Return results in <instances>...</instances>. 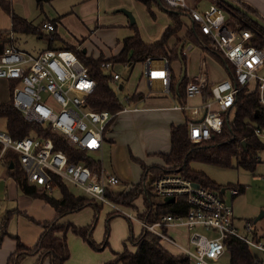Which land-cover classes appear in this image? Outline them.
<instances>
[{
	"label": "built area",
	"instance_id": "built-area-1",
	"mask_svg": "<svg viewBox=\"0 0 264 264\" xmlns=\"http://www.w3.org/2000/svg\"><path fill=\"white\" fill-rule=\"evenodd\" d=\"M163 1L171 8L182 10L188 23L204 34L209 47L222 55L232 67L229 74L225 66L218 62L224 75L211 78V66L210 63L207 65L206 55L203 54L200 72L187 76L184 97L181 98L170 92L171 73L166 59L156 58L160 59L156 61L146 58L142 61V75L148 86H152L153 80H158V88L174 101L171 107L187 114L189 138L200 142L209 139L212 131L219 132L224 112L231 109L237 92L244 86L249 87L251 80H254L258 102L264 108V47L252 41L259 34L257 29L218 0H212L203 11L195 5V0ZM225 10L233 12L246 26L236 28L233 20L226 17ZM42 29L50 34L54 32L55 25L44 21ZM2 34L0 31V38ZM7 37L9 42L0 49V80L6 83L12 105L26 121L44 124L61 134L68 144L98 155L99 168L90 169L82 162H71L63 150L55 148L52 137L38 135L13 138L5 124L4 128H0V160L7 150L15 151L28 182L50 189L54 180L68 191L69 185L74 186L81 192H71L74 196L108 204L111 211L136 221L141 226L140 231L153 233L162 245L173 247L176 252L185 255L188 264H215L225 252L224 238L228 235L264 253V233L252 232L248 223L246 229L250 233L241 234L233 225L232 206L223 198L226 189L220 194L179 174H161L151 184L156 201H165L166 196H173V201L182 197L186 208L183 212L161 214L154 220L147 219L146 214L144 218L140 217L139 210H135L136 214H130L125 209L129 207H122L109 199L107 188L118 185L120 178L102 165L107 127L120 112L142 109L140 104L143 98L129 102L130 94H127L121 101L122 108L117 112L92 109L87 104V97L94 91L96 81L72 50L45 48L33 54L13 43V31L7 32ZM191 47L188 44L186 49H182L183 54L187 55L186 51ZM117 64L128 65L112 62L110 57L100 60L104 74L111 77L117 89H123L117 83L121 77V73L115 69ZM10 83L14 84L11 91ZM206 85L210 86L211 96L205 100L203 88ZM195 98L199 100L196 102ZM254 134L264 145V126H256ZM254 158L263 162L261 153ZM228 191L230 195H235L239 188L231 187ZM136 206L139 205L136 203ZM259 261L264 264L261 259Z\"/></svg>",
	"mask_w": 264,
	"mask_h": 264
},
{
	"label": "trees",
	"instance_id": "trees-1",
	"mask_svg": "<svg viewBox=\"0 0 264 264\" xmlns=\"http://www.w3.org/2000/svg\"><path fill=\"white\" fill-rule=\"evenodd\" d=\"M51 1L35 0L36 5L41 9L44 3ZM140 1L145 3L148 8H150L153 2L159 4L167 11L169 23L160 39L154 42L144 41L135 22L129 23L133 32L122 38L119 51L110 58L112 62L126 63L130 66L146 58H163L170 64L172 60L178 58V44H184L189 41L200 46L202 50L209 51L218 62L225 66L227 72L231 74L232 67L229 62L209 47L204 34L200 33L195 26L188 24L182 10L173 11L174 8L169 7L163 0H160V2H157V0ZM0 6L9 14L12 25L11 31L13 32L37 33V35L43 36L45 33L42 29V23L50 21L55 25L60 19V16L54 19L44 17L39 23L34 24L31 20L14 12L11 0H0ZM241 17L245 18V16ZM245 20L249 21L247 18ZM239 23L240 28L246 26L240 20ZM250 23L259 32L252 39L253 43L264 47V30L255 23ZM181 30H183V34L180 37L177 36L178 38L175 43L170 46L168 42L169 38L175 36L177 33L179 34ZM2 35L0 38V49L9 42L7 32H3ZM45 35L47 37L46 48L72 50L82 63L87 66L91 77L95 79L96 87L87 97L89 107L109 112H117L122 108L123 103L117 97V90L112 86L111 77L105 75L100 66V60L102 59L100 55L95 57L89 54L87 48L80 46V43L74 44L64 41L55 31ZM57 41H60V43L55 44ZM83 48H85V51H83ZM182 59L185 64L184 57ZM170 76V92L183 98L187 74L181 80L178 88H176L177 77L173 73ZM13 85V83H10L9 91L12 90L11 87ZM210 96V86L206 85L203 88V99L206 100ZM141 97H143L142 93L131 94L128 96V101L134 102ZM231 112L233 114L232 118L230 117ZM0 118L5 120L6 130L13 138L38 135L52 137L55 141V148L63 150L71 162H82L90 169L99 168L98 160L91 153L68 144L61 134L50 130L44 124L26 121L20 111L12 105L10 98L7 101H0ZM256 126H264V108L258 102L257 91L255 89L250 90L249 87L244 86L237 92L231 109L224 112L223 124L219 132L212 131L209 139L194 142L188 136L186 123L171 124L169 129L170 149L167 152L159 153L164 164L147 165L143 161L138 160L142 168L140 179L129 188L118 192L107 188L106 195L115 203L131 208L135 207L134 202L140 197L146 205V209L142 213H139V216L144 218L146 214L149 220H154L164 213L183 212L186 205L184 207L182 197L178 201L176 199L172 202L162 201L158 203L156 201L151 191V184L154 178L166 172L176 173L222 194L221 188L227 189L230 184L224 186L218 184L202 170L192 167L191 162H203L226 167L232 166V160L235 159L236 166L253 169L258 163L254 158L255 155L264 150L262 141L254 134ZM3 162L8 166L10 163L13 164L11 169L13 170L14 179L24 194L42 198L56 211L52 219L39 222L42 232L32 247L25 246L17 238L15 252L8 257L6 264H20L21 260L28 254H37L38 258L34 264H42L46 258L49 259L50 264H64L70 256L67 243L69 231L81 236L83 239L89 240L90 244L96 247V244L91 240L93 229L91 224L77 225L70 221H60L63 216L75 212L92 202L74 196L64 186L54 180L51 182L50 189L43 185L28 182L23 170L19 166L18 154L11 149L7 150L3 156ZM147 178L149 179L147 180ZM54 188L60 190L59 197L52 195L51 192ZM238 188L240 192L244 190V186L241 184L238 185ZM98 208L99 206H97ZM113 213L116 214V212L110 211L108 216ZM9 216L7 213L1 220L0 240L6 234V223ZM129 240L135 248L129 249L127 244L124 243L123 248L120 251H115L114 256L107 261V264H188V258L185 255L170 251L151 232L141 230L136 236L131 234ZM224 245L225 252L229 255V264H260L258 257L252 254V249L248 244L239 238L228 235L224 238Z\"/></svg>",
	"mask_w": 264,
	"mask_h": 264
},
{
	"label": "rangeland",
	"instance_id": "rangeland-1",
	"mask_svg": "<svg viewBox=\"0 0 264 264\" xmlns=\"http://www.w3.org/2000/svg\"><path fill=\"white\" fill-rule=\"evenodd\" d=\"M123 1L124 3L119 6H111V0H52L51 2L44 3L41 9L36 5L35 0H11L14 12L22 14L28 20H32L34 24H37L44 17L52 19L57 16L56 14L64 13L66 17L68 16V19L64 22V26L60 24L58 33L64 41L69 43L76 42L75 44L80 43V46H84L85 38L88 37V34L90 33L89 30L93 31L97 25L98 30L103 28L104 31L102 33L94 35L95 32H93L88 38L90 46L93 44L96 47H103V51L101 50L99 52V55L102 58H111L116 54L117 52L112 51L113 47L117 45L116 42L118 41L120 43L124 36L133 32V29L129 26L130 22L127 15L123 11L118 10L119 8H124L131 12L141 36H148V34L157 27L164 23H168L169 21L167 11L157 3H151L150 8H148L147 5L140 0ZM192 1L193 0H189V2ZM195 1H197V4L195 5H197L202 11L211 3V0ZM84 3V7L81 8V4ZM225 14L227 18L233 20L236 28L240 27L238 17L233 12L225 10ZM91 18L93 22L91 23V28L88 30L85 27V23ZM44 33L48 34L47 31H44ZM80 33H83L85 37H82ZM45 34L39 36L37 33L14 32L13 39L20 48L25 49L30 53H34L45 47L47 41ZM178 35L179 34L177 33L175 36ZM59 43L60 41H57L55 44ZM188 44H191L192 47L191 49H187V55L183 54L181 48V57H184V65L186 68L184 77L186 76V73L188 75H197L200 72V64L203 60V54H205L211 66L210 77L214 79L219 78L221 70L218 67L219 63L215 57L209 51H204L200 46L189 41L184 43L183 49H186ZM90 46L88 45V47ZM106 48H110L109 50L111 51H107ZM87 52H89L88 48ZM97 53L98 52L95 51V54ZM89 54L93 55V52L90 51ZM143 64L142 61H138L131 66L117 64L115 65V69L121 73L123 79H126V81H124L125 86H127V84L129 86H134L138 82L140 71L142 70V67H144ZM169 66L175 71V73H177L178 80L181 71L179 60H172ZM112 86L116 88L119 100L124 101V97L128 94L126 89H117L114 84H112ZM153 87L155 86L153 85ZM254 87V80H251L249 89L253 90ZM146 90H149L147 86L145 87V91ZM156 93L163 95L161 92ZM167 96L166 102L162 101V105H168L171 104V102L173 103V99L169 95ZM8 99L9 92L6 88V83L4 80H0V101H7ZM232 112L230 115L231 118L233 115ZM159 114L160 113L158 112L152 113L150 118L146 119L147 123L144 131L132 133L131 136L124 141L123 148L120 147L118 150L110 149L111 142L108 141V132L105 133L103 165L107 170L112 171L115 169L116 165H119L121 170L127 172L133 177L131 181L140 178L142 168L134 157L131 156L129 149H131L133 154L138 153L143 156L145 148L152 147L150 143L156 142L159 145L167 139L166 133L164 134L163 131L161 132V115ZM123 123L124 122H122V124ZM4 124V120L0 118V128H4ZM124 127L127 129L130 128V122L125 123ZM93 156L96 159L98 158V155L96 154H93ZM261 156L263 162H258L253 169L236 166L235 159L232 160V166L226 167L203 162H191L192 167L202 170L218 184L223 186L230 184L226 189L227 191L224 192L223 198L226 202L231 204L233 209V225L241 234L250 233L246 229L248 223L251 226L252 232H255L256 234L264 233V216L253 221L259 210L264 209V150L261 152ZM163 164L164 163H162V165ZM148 165L152 164L150 163ZM155 165H161V163H155ZM148 179L149 178H147V180ZM240 184L244 186V190L242 192L239 191V193L235 195H230L228 190L233 186L238 187ZM130 185H132V182H125L120 179V183L112 186L111 189L118 192L124 190V188ZM68 189L74 194H81V192L74 186L69 185ZM51 193L54 197L60 196V190H58V188L52 189ZM135 202L139 206H136ZM135 202V209L131 207L125 209L130 214H136L135 210H139L138 213H142L146 209L143 200L139 197ZM119 205L124 207L122 204ZM98 206L99 208L95 209L91 204H88L73 212L70 216V221L75 222V224L77 223V225L91 224V226H93L91 240L96 244V247H93L89 240L83 239L81 236L75 235L69 231L67 234V242L70 239V242H68L70 257H68L64 264H107V261L114 256V252L123 248L124 243L127 244L129 249L135 248L130 243L129 236L131 234L134 236L138 235L141 226L136 221L128 219V217L122 213H113L114 215L108 216V213L112 210L108 204H102L100 206V203H98ZM60 221L67 222L64 219H61ZM73 238L78 245L71 242V239ZM79 242L85 244L83 246L86 247V250L79 247L81 245ZM168 249L176 252V249L173 247H168ZM251 252L264 262L263 252L254 249H252ZM215 264H229L228 253L224 252Z\"/></svg>",
	"mask_w": 264,
	"mask_h": 264
},
{
	"label": "crops",
	"instance_id": "crops-1",
	"mask_svg": "<svg viewBox=\"0 0 264 264\" xmlns=\"http://www.w3.org/2000/svg\"><path fill=\"white\" fill-rule=\"evenodd\" d=\"M212 1V0H211ZM257 1V0H256ZM259 5L264 8V0H258ZM123 0H111V6H119L120 4H123ZM84 4H81V8L84 7ZM257 11L258 9L254 7ZM5 11V10H4ZM3 11V8L0 6V31L1 32H9L11 31V18L9 14ZM73 12V11H71ZM75 12V11H74ZM259 12V11H258ZM76 13V12H75ZM19 14V13H17ZM77 14V13H76ZM23 16L22 14H19ZM56 17L60 16L59 21L55 24V32L58 33V29L60 27V24L64 26V22L66 19V15L63 14H56ZM72 15V14H71ZM70 16V15H69ZM74 16V15H72ZM78 16V15H77ZM24 17V16H23ZM52 18V19H54ZM32 21V20H31ZM41 21V20H40ZM39 21V22H40ZM38 22V23H39ZM92 18L88 20L87 23H85L86 29L89 30L91 28ZM188 22V21H187ZM169 23V21H168ZM168 23H164L157 27L155 30H153L151 33L148 34V36L142 35V39L146 42H154L160 39L164 29L166 28ZM189 24V23H188ZM96 26V25H95ZM98 26V25H97ZM95 27L93 31L89 30L88 37L85 38L84 41V47L88 48V51L93 52V56L97 57L99 56V52L102 50L103 47H96L93 44L90 46L89 37L93 32L94 35L98 33H102L104 30L103 28L98 30V27ZM184 29V28H183ZM14 33V32H13ZM59 34V33H58ZM82 37H85L83 33H80ZM183 34V30L179 32L178 37H180ZM60 35V34H59ZM141 35V34H140ZM177 36H171L168 40L169 45L172 46L175 41L178 38ZM13 43L20 48V46L17 45V43L13 39ZM76 43V42H72ZM45 47L39 49L38 51L34 52L33 54L40 53L43 49L47 47V42L45 43ZM116 46L113 47L112 51L118 52L120 49V43L118 41L116 42ZM88 45L90 47H88ZM184 45V44H183ZM22 49V48H20ZM110 49V48H109ZM108 48H106L107 51H111ZM25 50V49H23ZM95 51L98 52L95 54ZM105 52V51H104ZM32 53V52H31ZM156 61H159L160 59H155ZM178 60V58L176 59ZM179 65L181 67V64L179 62ZM129 66V65H128ZM131 66V65H130ZM144 66V64H143ZM142 70L140 71V75L138 78V82L136 85L125 86L124 81L126 79H123L122 75L120 79L118 80V85L120 88H125L128 94H137L142 93L143 99L141 100V106L143 107L140 110L137 111H124L120 112L116 115L115 119L109 126L107 132V137L109 138L110 149L112 150H118L120 147L123 148L124 141L131 136L132 133L137 131H144L145 125H146V119L150 118V115L154 112L160 113L161 115V132L163 131L164 134L166 133L167 139L163 141L161 144H157L156 142L150 143L152 147H146L145 153L143 156L136 153L133 154L131 152V149H129L130 154L139 164L138 160L143 161L145 164H155V163H163V160L161 156L159 155L160 152H167L170 149V137H169V129L171 124H184L187 122V114L181 110L173 109L171 104H165L162 105V101L166 102L167 94L163 93L158 86L160 85L158 80L152 81V86H148L146 82V78L142 75ZM181 69V68H180ZM186 70V68H185ZM179 71V70H178ZM170 73L174 74V76L177 77V73L173 71L170 67ZM187 74V73H186ZM224 75V72H221V76ZM188 76V74H187ZM128 81V80H127ZM144 82V85H143ZM153 85L155 87H153ZM147 86L149 90L145 91V87ZM136 88V89H135ZM161 92L163 95H160ZM179 100V99H177ZM196 102L199 100V98L194 99ZM163 102V103H164ZM162 113V114H161ZM120 116V117H119ZM159 118V116H158ZM122 122H124L122 124ZM130 122L131 127L125 128L124 124ZM105 141V139H104ZM103 141V158H104V144ZM104 161V159H103ZM103 165V162H102ZM104 167V165H103ZM105 168V167H104ZM114 173H116L122 181L125 182H132V184L136 183L138 180L131 181L132 176H130L127 172L121 170L119 165L115 166V169L112 170ZM141 176V174H140ZM64 186V185H62ZM131 186V185H130ZM130 186L126 187L129 188ZM66 188V187H65ZM124 188V189H126ZM59 190V189H58ZM142 204V203H141ZM91 205L97 209L98 203L92 202ZM102 204H100L101 206ZM143 206V205H142ZM9 214L8 221L6 223V234L3 235V237L0 240V264H6L8 257L15 252L16 248V242L17 238L27 247H32L36 241L38 240L40 233L42 232V227L39 224V222H43L46 220L52 219L56 211L55 209L47 203L45 200L39 197H32L29 195L24 194L19 186L17 185L14 176H13V170L6 165L3 162V159L0 160V230H1V220L4 217L5 214ZM73 214L69 213L65 216H63L61 219H64L65 221H70V216ZM113 215V214H112ZM72 222V221H70ZM75 223V222H73ZM77 224V223H76ZM76 235V234H75ZM68 237V236H67ZM68 239V238H67ZM70 242V239L68 240ZM67 242V243H68ZM71 242H74L75 245L78 243L73 239H71ZM81 245L79 246L81 249L86 250V247L83 242H79ZM120 251V250H119ZM70 257V256H69ZM38 256L37 254H28L26 255L20 262V264H34L37 260ZM66 262V261H65ZM42 264H49V259L46 258L43 260Z\"/></svg>",
	"mask_w": 264,
	"mask_h": 264
},
{
	"label": "water",
	"instance_id": "water-1",
	"mask_svg": "<svg viewBox=\"0 0 264 264\" xmlns=\"http://www.w3.org/2000/svg\"><path fill=\"white\" fill-rule=\"evenodd\" d=\"M218 1L224 4L228 9L236 12L237 14L241 16H245V18H247L250 22L255 23L257 26L261 27L264 30V8L259 5V3L261 2H259L258 0L257 1L256 0H218ZM242 1H244V3H246L248 7L249 5L253 8L256 7L259 12L255 8L254 10H250L248 7L243 6ZM157 2H160V0H157ZM118 10L123 11L127 15L130 23L135 22V19L132 16L131 12H129L128 10H125L124 8H119ZM173 11H178V9H173ZM182 46H183V43H180L177 48V55H178V60L181 64V71L179 73V78L176 82V88H178L186 72L185 65L181 57ZM83 51H85V48H83ZM206 59H207V65L209 66V61H208L207 56H206ZM9 167L12 168L13 164L10 163ZM221 191L222 192L224 191L223 187L221 188ZM164 200L165 202H171L173 201V196H166L164 197ZM262 216H264V209L259 210L258 214L255 216L253 221L258 220Z\"/></svg>",
	"mask_w": 264,
	"mask_h": 264
},
{
	"label": "flooded vegetation",
	"instance_id": "flooded-vegetation-1",
	"mask_svg": "<svg viewBox=\"0 0 264 264\" xmlns=\"http://www.w3.org/2000/svg\"><path fill=\"white\" fill-rule=\"evenodd\" d=\"M242 5H243V6H245V7H248V6H247V4H246V3H244V1H242ZM248 8H249L250 10H254V8H253V7H251L250 5H249V7H248Z\"/></svg>",
	"mask_w": 264,
	"mask_h": 264
}]
</instances>
